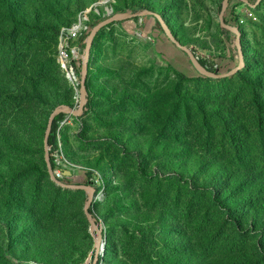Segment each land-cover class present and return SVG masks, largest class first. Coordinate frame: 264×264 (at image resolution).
<instances>
[{"label": "rangeland", "instance_id": "374dc122", "mask_svg": "<svg viewBox=\"0 0 264 264\" xmlns=\"http://www.w3.org/2000/svg\"><path fill=\"white\" fill-rule=\"evenodd\" d=\"M223 1L0 0V264L94 261L87 195L54 187L44 163L51 114L80 102L58 63L62 33L85 29L84 56L97 24L150 10L226 74L239 58ZM225 17L242 21L245 66L222 80L198 76L154 17L95 39L89 109L51 131L49 156L72 174L62 183L99 190L100 264H264V0H230Z\"/></svg>", "mask_w": 264, "mask_h": 264}, {"label": "water", "instance_id": "95a60500", "mask_svg": "<svg viewBox=\"0 0 264 264\" xmlns=\"http://www.w3.org/2000/svg\"><path fill=\"white\" fill-rule=\"evenodd\" d=\"M240 1H242L244 4L248 5L250 8L256 9V7L260 4V2L262 0H257L256 3H254V4L251 3L249 0H240ZM229 2H230V0H224L222 3L221 12L219 15V24L223 29H226L227 31H229L230 33L235 35V37H236L235 47H236V50L238 53L239 63L234 69H232L231 71H229L226 74H221L218 72H211V71H208V69L206 67L202 66L199 62V58L194 54V52L190 48H188L187 46L183 45L182 43H180L178 41L177 37L173 33L171 27L168 25L167 21L163 18V16L157 12H154V11H144L141 13H134V14H116V15L109 17L108 19L100 22L99 24H97V26L89 34L87 42L85 44L84 56H83V59L81 61V76H80V85H79V97H80L79 106H78L77 110H70V109L65 108V107L57 108L51 114V116L49 118L47 130H46L45 138H44V152H45L44 163H45L46 171H47L50 182L55 187H58L62 190L74 191V192H83L87 195V202H86L85 207H84V215H85V217L89 223V226H90L89 232H90V234L94 240V243H95V250L93 252L95 257H94L93 263H91V259H92V254H91L90 257L87 259L85 264H98V259H99V256L101 254V251L104 250V247L100 241V237L97 233V228H96V225L94 223L93 217L89 212L92 205L94 204V201H95L94 200L95 199L94 189L92 187H89V186L67 185V184H64L60 181H57L54 178L53 173H52V168H51V165L49 162V139H50L54 120L57 116L67 115V116L79 118V117L83 116V114H85L84 112H86V110H85L86 103H87V100H86V93H87L86 92V80H87L88 71H89V62H90V58H91V52H92V48H93V44H94L95 39L97 38L98 34L100 32H102L103 29H105L109 25H113L117 22H124V21L133 20V19H142L145 17H154L158 21V23H157L158 28L163 29L165 31L167 37L173 42V44L178 49H180L181 51H183L187 54V56H188L191 64L193 65L194 69L200 75L207 77L209 79H214V80L231 78L234 75H236L238 72L242 71V69L245 66V60H244V52H243V48H242V39H241L242 33H241L240 27L228 24L225 21V14H226V11L228 9ZM64 177L66 179H69L72 177V174L70 172L66 171V172H64Z\"/></svg>", "mask_w": 264, "mask_h": 264}, {"label": "built area", "instance_id": "2783aa9c", "mask_svg": "<svg viewBox=\"0 0 264 264\" xmlns=\"http://www.w3.org/2000/svg\"><path fill=\"white\" fill-rule=\"evenodd\" d=\"M108 14H111V12ZM251 17L253 14H249ZM242 21H239L241 26ZM85 33V29L82 27L78 28V24L75 25L71 30H67L62 33L60 44L58 48V63L65 74L66 79L78 89L80 85V76L77 74L78 68L76 67L77 62L82 61L83 56L81 55L82 49L79 46L81 37ZM56 156H52L53 169L52 173L57 181L65 179L64 172L66 167L60 163H56Z\"/></svg>", "mask_w": 264, "mask_h": 264}, {"label": "trees", "instance_id": "16d2710c", "mask_svg": "<svg viewBox=\"0 0 264 264\" xmlns=\"http://www.w3.org/2000/svg\"><path fill=\"white\" fill-rule=\"evenodd\" d=\"M221 7H222V5H221ZM149 11H150V10H149ZM155 19H156V18H155ZM156 21H157V19H156ZM225 21H226V23L231 24V25H234V26H238V25H239L238 21L232 20V19H230V18H228V17H225ZM157 23H158V21H157ZM222 29H223V28H222ZM160 31H161L164 35H166V33H165V31H164L163 29L160 28ZM223 32L228 33V34H232V33H230L229 31H227L226 29H223ZM173 33H174V32H173ZM166 36H167V35H166ZM175 36H176V35H175ZM167 38H168V37H167ZM168 39H169V38H168ZM169 40H170V39H169ZM94 42H95V41H94ZM170 42H172V41L170 40ZM172 45L175 46V45L173 44V42H172ZM93 46H94V44H93ZM84 48H85V45H84ZM175 48H177V47L175 46ZM177 49H178V48H177ZM92 50H93V48H92ZM178 50H180V49H178ZM180 51H181V50H180ZM181 52L187 57L190 66H191L192 69L196 72V74H197L198 76L204 77V76L200 75V74L194 69V67H193V65L191 64V62H190V60H189L187 54H186L185 52H183V51H181ZM194 54H195V52H194ZM91 55H92V52H91ZM195 55H196V54H195ZM197 57L199 58V62H200V64H201L202 66L206 67V68L208 69V71H211V72H218V73H219V70H218L217 68H214V67L210 66L209 63H208V61H207L206 59L200 58L199 56H197ZM90 59H91V58H90ZM79 68H80V72H81V61L79 62ZM238 73H239V72H238ZM179 76H180L181 78H184V76L181 75V74H180ZM204 78H206V79H208V80H214V79H209V78H207V77H204ZM221 80H222V79H221ZM88 109H89V105L86 104L85 110H88ZM64 116H65V115H60V116H57V117L55 118L54 123H53V127H52L53 132H55V130H56V128H57V124H58L60 121L63 120ZM54 142H55V136H54V135H53V136H50V139H49V147H51V146L53 145ZM49 162H50L51 168L53 169V164H52V158H51V156H49ZM155 173H156V175H158V176H159L160 178H162V179H174V180H176V181L179 182V183H187V180L183 179L181 176L176 175V174L167 175V174H162V173H160L159 171H156ZM53 186H54V185H53ZM54 187H55V186H54ZM89 187H90V186H89ZM57 188H58V187H57ZM59 189H60V188H59ZM93 189H94V197H96V196L98 195L99 190H98V188H95V187H94ZM60 190H62V189H60ZM82 193H83V192H82ZM224 211H225V213H226L228 216H230V210H228V209H224ZM89 212H90V214L92 215V211L90 210ZM243 217H244V215L241 216L240 218L242 219ZM100 261H102L101 255L99 256L98 264H100Z\"/></svg>", "mask_w": 264, "mask_h": 264}, {"label": "bare ground", "instance_id": "6f19581e", "mask_svg": "<svg viewBox=\"0 0 264 264\" xmlns=\"http://www.w3.org/2000/svg\"><path fill=\"white\" fill-rule=\"evenodd\" d=\"M101 5V4H100ZM110 13V11H108ZM81 27V26H78V28Z\"/></svg>", "mask_w": 264, "mask_h": 264}]
</instances>
